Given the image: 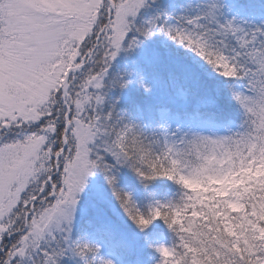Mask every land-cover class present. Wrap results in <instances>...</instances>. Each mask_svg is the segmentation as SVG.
<instances>
[{"label": "snow or ice", "instance_id": "snow-or-ice-1", "mask_svg": "<svg viewBox=\"0 0 264 264\" xmlns=\"http://www.w3.org/2000/svg\"><path fill=\"white\" fill-rule=\"evenodd\" d=\"M158 2L0 0V264L99 257V243L72 241L97 173L109 189L97 199L112 216L141 233L162 220L176 234L177 245L156 249L162 264H264V22L228 18L220 0L142 19ZM157 35L190 60L174 61L179 75L166 83L133 59ZM121 54L130 66L113 71ZM131 86L178 88L182 103L149 110L146 123L143 110L107 102ZM122 168L191 192L145 214L119 186ZM95 234L110 244L116 236L111 221Z\"/></svg>", "mask_w": 264, "mask_h": 264}, {"label": "trees", "instance_id": "trees-1", "mask_svg": "<svg viewBox=\"0 0 264 264\" xmlns=\"http://www.w3.org/2000/svg\"><path fill=\"white\" fill-rule=\"evenodd\" d=\"M246 7H252L259 9L264 12V0H242ZM156 8H162L167 11L166 5L158 3L152 10ZM153 15V14H152ZM147 47L151 50L153 55L158 57L159 74L164 79H168L170 75H179V69L174 61H185L180 60L178 57H174L169 52L160 48L159 45L154 41H149ZM126 62L118 61L113 71L120 72L125 68ZM128 66V65H127ZM214 75V74H213ZM215 81H213L214 83ZM119 98L120 102L118 109L122 114L135 115L137 108H142L144 114L147 116L148 104L145 101L146 97L139 87L135 90L130 87L125 90L122 94L120 92H112L106 98L107 102ZM234 124L238 127L241 123V117L236 112L235 108H232ZM119 186L124 190L125 186H130L139 200V205L143 212L147 213L150 207L157 204L160 205H181L185 199L186 190L182 185L176 183L173 180H169L166 177H158L157 179L141 183L140 180L130 170L124 171L120 169L119 172ZM190 192V191H189ZM95 228L100 224L96 219H92ZM156 224V226H154ZM130 225V224H129ZM81 230H77L73 243H78V238ZM124 233L128 235L129 239L123 231H116V236L113 242L107 243L108 249L113 253L121 262V264H159L160 254L156 250L158 248L159 239L163 234L169 243V247H174L178 244V237L162 220L154 221L149 228L141 233L136 229L124 228ZM123 241L126 247L113 246L118 242ZM61 264H74L69 260H62Z\"/></svg>", "mask_w": 264, "mask_h": 264}, {"label": "rangeland", "instance_id": "rangeland-1", "mask_svg": "<svg viewBox=\"0 0 264 264\" xmlns=\"http://www.w3.org/2000/svg\"><path fill=\"white\" fill-rule=\"evenodd\" d=\"M203 2L204 0H159L158 3L165 4L167 8V12L173 17H175L183 14L182 10L185 9L189 10L188 14L190 15L193 14L191 10L195 9L197 5ZM220 3L224 5V12L228 18H231L239 14L240 17L247 19L251 23L257 25H259L261 22H264V12L256 8L246 7V5L243 3L242 0H220ZM152 10L142 13V19L149 18L153 14ZM137 23L139 24L140 21L138 20ZM173 23H175L174 20ZM151 41L156 42V44L159 45L161 49L169 52V54L173 55L174 57H178L180 60L185 61L186 64H190V60L187 58V54L184 52V50L177 48L170 41H168L166 37H164L163 35H157ZM152 55L153 53L151 52V50L147 47V45H145L144 51L138 53L135 57H133V59H135L140 64V66L145 69V72L147 73L149 79H151L153 76H156L162 82L166 83L172 75H170L168 79H164L163 77H161V75L159 74V64H158L160 62L159 60L154 65H149L145 63L144 58L146 56L151 57ZM118 61L126 62L125 67L126 65L130 66V60L126 59L123 54H121V57L119 58ZM135 88L136 86L130 87V89L133 90H135ZM140 89L146 97L145 101L149 105L147 109V116L144 114V121L146 123L149 121L150 118L149 110H151V112L153 113L161 108L171 109L172 111H176L178 109L179 104L182 103V101L178 98L177 95L178 88L169 87L165 89L158 86V87H154L150 93H145L143 88ZM173 98H175V102H173ZM139 109L143 110L142 108ZM232 127L234 130L237 129V126L235 125H233ZM122 170L129 171L128 168H122ZM98 189H102L105 194H109V189L106 185L104 176L101 173H97V175L90 178L88 181V188L81 199V203L78 206L77 216L73 226L72 241H74L77 230H81L78 238V243H83V242H89L94 244L99 243L101 247V252L99 254V257L97 258H93L91 256L88 257L90 264L93 261V259L96 260V264H99V260H111L113 264H121L119 259L109 251L106 242H102L98 239L97 235L95 234V226L92 219L94 218L98 222L111 221L114 230L120 232L122 230L124 237L125 235L128 237V235L124 233L125 232L124 228L126 226L129 229L130 228L135 229V228L129 225L127 221L124 220L122 217L118 219L112 216V214L107 210L106 205L98 201L96 196ZM124 191H126L133 197L134 201L141 209L135 191L130 186H125ZM188 191L191 192L190 189H188ZM141 211L143 210L141 209ZM154 226H156V224H154ZM159 244L160 245L158 246V248L161 246L169 247L168 240L163 234H161L160 236ZM63 260H69L74 264H81V261L79 259L72 260L65 258ZM25 264H27V262H25ZM159 264H161V257L159 258Z\"/></svg>", "mask_w": 264, "mask_h": 264}, {"label": "clouds", "instance_id": "clouds-1", "mask_svg": "<svg viewBox=\"0 0 264 264\" xmlns=\"http://www.w3.org/2000/svg\"><path fill=\"white\" fill-rule=\"evenodd\" d=\"M161 247H163V246H161ZM160 257H161V264H162V260L164 259V257L162 255H160Z\"/></svg>", "mask_w": 264, "mask_h": 264}]
</instances>
